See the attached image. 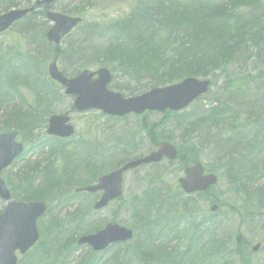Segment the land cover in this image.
Masks as SVG:
<instances>
[{
    "label": "rangeland",
    "instance_id": "374dc122",
    "mask_svg": "<svg viewBox=\"0 0 264 264\" xmlns=\"http://www.w3.org/2000/svg\"><path fill=\"white\" fill-rule=\"evenodd\" d=\"M257 1L260 2L262 9L255 13L257 19L254 24H251L252 9L250 12L247 7L232 12L229 17L228 26L239 29L241 33L244 32L239 38L234 39V42L241 41L238 45L240 44L239 49L243 50L242 55L237 57L235 52L225 53L223 60L217 65L209 66V63L207 65L209 67L203 69V75L189 76L199 80H208L210 90L207 95L199 98L186 110L170 115L149 113L138 117L127 116L116 119L98 112L76 113L72 109V99L65 97L61 89L47 82L46 66L52 59L53 53L44 39V32L50 25L42 17H34L17 23L1 35L0 95L5 93V96L4 104L0 106V130L5 127V122L13 114V110L21 106L25 109L24 105L33 104L34 91L40 88L51 98L47 99V103H44L39 114L67 115L75 128L73 137L66 142L58 141L59 146L51 140H46L48 138L45 135L46 123L36 126L38 128L32 131L30 143L27 139L17 136V142L24 146V153L18 161L1 174L12 196L13 194L19 196L22 191L19 188L14 190L16 185L13 186L12 183L16 179L13 175L18 171L28 172L29 167H32L35 162L39 163V168H45L49 162H54L52 166L60 169L63 159L57 153L58 147L70 152L74 147L77 149L80 146L84 149L85 155L89 149L96 150V158L99 162L93 163L98 164V167L102 164L104 169L107 163L100 159L103 154L101 150L107 151L106 155H109L111 161H114L115 153L119 157L123 152L124 154L116 161L122 159L121 162H127L148 155L155 150V145L158 146L160 142L165 141L164 138H167V142L176 149L184 147L194 152V154H189L190 157L184 156V162L185 159L193 157L192 161L202 164L208 173L212 171L210 168L217 169L215 174L218 173L220 178L209 195L218 198L221 202L239 205L244 194L240 189L235 192L232 187L230 188L231 184L227 180L225 165L229 156L236 158L242 155L247 142L253 137L255 127H250L245 120L249 118L251 121L255 120L256 114L264 110V103L257 106L256 102L264 99V52H261L260 45H257L264 36L253 40L251 34L255 32L243 28L246 25L256 26L258 32L264 34V0ZM33 2L34 0H15L14 3L15 8L22 9ZM139 2V0H56L52 7L53 11L67 15L75 11L77 15L80 14L83 21L59 46L60 58L57 60L59 69L65 75L72 76L85 70L94 71L102 67V64L110 62L111 67L108 66L109 64L103 65L111 73L112 81L109 89L125 98L138 96L155 87L173 85L188 78L182 77L172 81L163 73L166 69L154 76L140 73L135 77L116 57L120 51L126 49L118 47L120 51L112 50V42L122 40L115 26L121 29L123 21H129L135 17ZM2 9L0 6V14L5 13ZM89 26H94L98 31H91ZM137 34L133 33V35ZM234 42L225 46L224 51L233 49ZM109 50L114 57L106 54ZM240 57L246 60L236 63ZM158 80L161 85H154ZM9 81H11V86L7 84ZM217 102H227L229 108L233 110L219 126L211 122L210 114L207 113L210 107ZM46 108L49 112H46ZM250 112L252 116L248 117L247 113ZM185 116L187 117L184 119ZM151 125L153 131L148 136L146 129ZM123 142L128 143L125 151L121 148ZM68 148L71 150H67ZM81 154L84 155L79 151V157ZM260 156L263 157L264 154ZM86 159L85 156L83 161ZM67 160L74 165V154L67 155ZM181 165L179 161L174 163L163 161L158 166H144L127 173L124 177L122 199L110 204L101 212H93L91 209L95 196L83 195L81 198L84 199L80 201L82 212L79 213V194H73V190L79 185L75 183L69 190L63 189L66 198L74 197L62 207H58V201L54 198L44 201L48 210L37 222L40 240L45 238L54 241L56 238L55 241L59 245L57 249H60V245L69 241L68 238L71 236L74 243L71 246L73 252L69 255L68 264H82L81 260L88 251L79 248L74 250V248L77 239L86 235L84 229L88 230L90 227L111 223L132 230L133 226H140L141 220L148 221L150 217H155L158 210L167 213V216H164L165 219L169 218L174 213L176 204L185 200L189 214L194 210L192 213L195 217L205 216L211 207L208 201L209 195L199 194L201 195L199 197L183 195L176 183L177 179L182 176L183 166ZM55 174L59 176L60 172L57 170ZM19 175L21 176V173ZM71 175L69 174L66 180L69 181ZM76 175L79 179V173ZM262 182L264 180H257L252 185L256 187ZM37 184L38 181H35L34 186L36 187ZM233 194L238 195V198L233 197ZM87 206L90 208V213L87 211ZM79 214H85V218L79 219ZM174 215L175 213L172 217ZM189 216L187 215L184 220ZM217 220L221 221L223 238L229 246L232 245L231 242L237 232L239 233L238 239H242V236L250 241L256 236L254 241L249 242L247 248L260 244L262 249L256 257H251L250 260L252 264H264L263 219H251V222L246 219L240 221L233 219L232 221V219L218 218ZM122 251V246L117 247L108 252L103 257V261H109V264H119L122 259H130V256ZM97 260L98 258H92L90 262ZM20 263L21 259L18 261V264Z\"/></svg>",
    "mask_w": 264,
    "mask_h": 264
},
{
    "label": "trees",
    "instance_id": "16d2710c",
    "mask_svg": "<svg viewBox=\"0 0 264 264\" xmlns=\"http://www.w3.org/2000/svg\"><path fill=\"white\" fill-rule=\"evenodd\" d=\"M7 4L11 6L13 0H5ZM137 5V14L129 21H123L121 23L122 28L115 26L119 30L118 35L121 37V42H112L114 51H120L118 47L126 49L120 51L118 56L121 64H125L127 69L136 77L140 73L149 75H156L163 69H166L163 73L168 76L172 81L180 79L182 77L194 76L195 74L203 75L204 70L209 66L213 65L210 62L218 63L223 60L225 46L234 42V39L239 38L244 32H240L239 29L231 28L228 26L229 17L232 12L239 8L247 7L252 9L251 24H254L257 17L255 13L262 9L260 2L256 0H156L150 3L149 8L154 11V14H144L143 10L146 8L144 0H139ZM2 3H5L2 0ZM149 3V2H147ZM3 8H7L9 6ZM14 6V4L12 5ZM237 8V9H236ZM75 13V11H74ZM31 18L28 17L27 20ZM143 21H147L144 22ZM142 22V25H141ZM111 29V27H108ZM114 28V27H113ZM244 28V27H243ZM256 28V26H250L245 28ZM91 31L97 30L94 26H89ZM98 31V30H97ZM251 34V39L258 40L260 36L264 34L259 33L257 28ZM101 33V32H100ZM133 33H138L133 35ZM144 33V34H143ZM178 35V36H177ZM181 35V37H179ZM43 36V35H41ZM219 37L214 39L213 37ZM258 38V39H257ZM214 40L215 54L210 57L208 53L209 41ZM217 41V45H216ZM257 45H260L261 52H264V38H262ZM53 53V58L58 60L60 58L58 49H54L49 45ZM217 49V50H216ZM231 49V47H228ZM111 50L107 51L106 54L109 57H114ZM218 56V57H217ZM105 61V60H104ZM210 63V64H209ZM108 66H112L110 62L105 63ZM102 64L101 66L103 67ZM209 64V66H207ZM207 66V67H206ZM205 68V69H204ZM204 69V70H203ZM48 83L52 84L49 80ZM11 86V81L7 83ZM53 85V84H52ZM154 85H161L159 80ZM1 93V92H0ZM35 99L33 104L24 105L25 109L21 106L18 109L13 110V114L10 115L5 127L0 130V133L9 130L16 131L18 136L22 139H27L30 143L32 131L36 130L38 124H45L46 118L50 113L39 114V110L43 107L44 103H47V99L51 97L43 92L40 88L34 91ZM4 95H0V106L4 104ZM257 106L264 103L263 100H257ZM22 110V111H21ZM46 112L49 109L46 108ZM233 112L227 102L219 103L211 106L207 113L210 114V120L215 125L219 126L225 120L229 113ZM22 114L23 116H21ZM248 117L252 116V113H247ZM170 115V114H165ZM187 116L183 117L184 119ZM248 122L250 127L254 128V134L251 140L247 142L242 155H238L236 158L229 156L226 161V174L228 182L231 184L233 190L240 189L243 192V199L239 205L229 204L227 202H221L218 198H213L209 195L210 192L205 195H209V202L211 205H216L218 210L214 215H210V223L207 226H201L197 223H192L188 226V229L179 230L177 236L172 240H177L178 244L169 246L173 249V254L178 256L182 260H188L194 257L195 261L192 264H252L251 257L245 258L246 248L249 242L254 241L256 236L252 239L245 240L238 239L239 233L237 232L232 240V245L223 238V229L221 226V219H233L236 220H249L251 219H263L264 223V182L253 187V183L257 180H264V110L256 114V119L251 121L250 118L245 120ZM210 128V127H209ZM163 140L168 141L167 138ZM156 142V141H154ZM58 145V144H57ZM59 146V145H58ZM56 146V148L58 147ZM57 153L63 159V165L59 168L52 166L54 162H49L45 168H39V163L35 162L32 167H29L28 172H21L14 174L16 177L12 181L14 188L19 190L22 189L20 195L13 194L12 198L18 201H40L44 202L46 199H52L58 201V207L64 206L71 198H66L63 189L72 187L75 183L79 185V179L77 173H79V167H84L87 171L85 173V180L82 181L81 187L88 186L95 182L96 178L103 173L110 172L115 169L117 164L120 165L123 162L116 161L115 163H107L102 168V164L98 167L96 163L99 162L97 157V151L89 149L86 151L87 159L83 161V158L79 157V151L85 155L82 147H74L73 150L67 152L64 148L58 147ZM178 159L183 170L190 163V165L197 163L191 159H185L184 156H189L193 151L185 149L184 147H178ZM53 151V149H51ZM65 151V152H64ZM231 152V151H230ZM230 152L228 154H230ZM56 153V154H57ZM103 153L100 159L110 160L107 151L101 150ZM74 154L75 164L67 160V155ZM109 154V152H108ZM82 155V154H81ZM87 162V163H83ZM193 162V163H192ZM101 163V162H100ZM112 164V165H111ZM189 165V166H190ZM212 171L209 173L215 174L217 169L210 168ZM60 172L57 176L56 171ZM228 170V172H227ZM21 173V176L19 175ZM70 180H66L69 176ZM220 178L219 174H215ZM35 181H38L37 186H34ZM8 184L11 182L9 180ZM229 184V185H230ZM238 184V186H236ZM78 188V187H76ZM236 192V191H235ZM23 195V196H22ZM182 195V194H181ZM197 197L201 195H196ZM238 195L233 194V197L238 198ZM180 201L175 206V215L172 214L169 218L164 219V222L180 221L184 220L188 215L192 218L194 214L192 210L189 212L186 210L188 207L187 202ZM237 203V201H235ZM2 205L0 203V210ZM87 211L90 213V208L87 206ZM82 212V211H80ZM226 212V213H225ZM82 214H79L81 217ZM243 215V216H242ZM172 217V218H171ZM188 218V219H189ZM218 221V222H217ZM163 224V223H162ZM235 224V223H234ZM103 224L94 226L100 227ZM144 227L148 229L156 228V224H150L146 220H141V224L138 228H132L135 231H139L138 234L141 236L148 235L147 240H141L137 237L135 245H115L109 247L106 251L100 255L94 254L88 250L87 254L81 260L85 264H97L99 261L101 264H109V261H103V257L110 251L122 246L125 254L130 256V259H122L119 264H146L148 260L153 258L151 255L156 254L159 259H162L164 249L153 246L154 243L150 241V232L146 231ZM171 229L169 225L163 231ZM236 229V225H235ZM85 230L84 232L87 233ZM145 231V233H144ZM148 232V234H146ZM171 232V230L169 231ZM134 238V237H133ZM155 238V237H154ZM230 240V238H226ZM42 238L40 242L21 260L20 264H68L71 246H73V238H68L69 241L64 242L60 245V249H57L59 245L55 241ZM171 240V241H172ZM260 237L258 239V242ZM144 241V242H143ZM171 243V242H170ZM173 243V242H172ZM171 243V244H172ZM185 245V249L182 250L181 246ZM75 250V248H74ZM237 251L239 259H232L231 257L221 256L223 252ZM98 258L96 262H90L91 259ZM203 258H209L207 263H203ZM200 259V260H198ZM82 263V264H83Z\"/></svg>",
    "mask_w": 264,
    "mask_h": 264
},
{
    "label": "water",
    "instance_id": "95a60500",
    "mask_svg": "<svg viewBox=\"0 0 264 264\" xmlns=\"http://www.w3.org/2000/svg\"><path fill=\"white\" fill-rule=\"evenodd\" d=\"M51 0L36 2L37 6L49 5ZM33 9L10 11L0 16V34L14 22L22 19ZM45 18L52 27L45 33L48 43L58 45L60 40L74 29L80 22L78 18H69L55 13H46ZM48 77L64 88V95L74 97L72 108L81 113L90 109L100 110L104 115L122 118L126 115L140 116L144 113L160 115L178 113L191 103L205 96L210 83L208 80L186 78L181 82L153 88L139 96L124 99L120 94L108 90L111 75L107 69L101 68L95 72L83 71L74 78H65L53 61L47 67ZM95 77V78H94ZM66 116H52L47 120L46 135L57 139H68L74 129ZM16 133L0 135V173L23 152V146L15 142ZM177 152L167 142L158 145L155 152L148 156L132 160L116 169L114 172L99 177L94 186L82 189L85 193H101L99 200L93 205V210H101L110 202L118 199L122 193V177L124 174L141 166L157 165L164 160L174 162ZM217 183L213 174L204 175L200 164L186 168L183 177L177 180V185L185 195L206 193ZM77 193V192H76ZM0 199L7 202L0 214V264H16L15 252L24 255L37 241L36 221L46 211L43 203H22L9 201L10 197L0 179ZM217 210L214 205L210 212ZM132 238V232L117 225L108 224L93 236L81 238L78 246L88 245L95 253L103 252L110 245L127 242Z\"/></svg>",
    "mask_w": 264,
    "mask_h": 264
},
{
    "label": "bare ground",
    "instance_id": "6f19581e",
    "mask_svg": "<svg viewBox=\"0 0 264 264\" xmlns=\"http://www.w3.org/2000/svg\"><path fill=\"white\" fill-rule=\"evenodd\" d=\"M145 1H146L145 2V4H146L145 7L146 8H144V10H143L144 14H151V15L154 14V11L151 10L149 8V6H150V3H152V2H154L156 0H145ZM188 1L189 0H187V2ZM147 2H149V3H147ZM191 2H192V0H191ZM144 22H147V21H143V23ZM141 25H142V22H141ZM247 27H250V25L244 26V29L247 28ZM256 28L258 30V27H256ZM256 28H250V31L251 32H254L256 30ZM213 38L214 39H218L219 37L215 36ZM238 43H241V41H237L236 40L234 42L235 47L233 49H231L230 51L228 50L227 52L226 51H224V52H226V54H229L230 52H235L237 57L240 56V55H242V51L243 50L242 49H239V45L240 44L238 45ZM214 44H215V41L214 40H210L209 41L208 53L210 54V57L215 54V47L216 46H213ZM216 45H217V41H216ZM245 60L246 59H243L242 57H240V59L236 60V63H242ZM210 63H212L213 65H217L220 62L218 61V63H215V62H210ZM87 112H98V113L103 114L100 110H94V109H90V110L84 111V113H87ZM104 116H107V115H104ZM107 117H110V116H107ZM113 118L119 119L117 117H113ZM152 128H153L152 125L151 126H147L146 133H147L148 136L153 131ZM127 146H128V143L127 142H123L121 144L122 150L125 151V149H126ZM122 154H124V153L121 152V154L119 155V157H121ZM85 156L86 155H81L82 158H84ZM114 157H115L114 161H111V160H108V159L107 160L106 159L105 160H101V161L102 162H105V163H112L113 164L119 158V157H117V153H115ZM121 160H119V162ZM116 166H117V169L120 168V167H122V165H120V163L117 164ZM83 171H87V170L84 167H79V213L81 211L80 210V206H81V202L80 201L82 199H84V198H81V196H83V195L96 196V194H97V193H95V194H89V193H85L84 191H82V188L83 187H81V185H82L83 179L85 178V173ZM108 173H111V171L108 172ZM95 182H96V180H95ZM121 185H124V180H122ZM99 195H101V193H99ZM122 196H123V191L121 193V196L118 199L110 202L108 204V206L110 204L114 203V202H119L122 199ZM99 198H100V196H99ZM99 198H95L93 200L94 202H93V204L91 206V209H92L93 212H101L102 210H104V208L101 209V210H98V211L93 210V205L99 200ZM217 210H218V208H217ZM215 213H217V212L216 211L211 212V213L208 212V214H205V216H200V217H195L194 216L192 218H189V219H186V220H183V221L180 220V221H171V222H166L165 223L164 222V219H165L164 216H167V213H162V211L158 210L156 212V216L155 217H150L148 219V221H147L148 223L152 224V226H153V224H156L157 227L156 228H153V229H148V228L144 227V229H147L146 231H149L150 232L149 237H150V241H152V243H154L153 246H155L156 248L157 247H160V248L164 249L163 257H162V259H159L156 256V254H152L151 256L153 258H151L150 260H148L146 262V264H192L195 261V259H193L194 257H191L188 260L187 259L186 260H182L178 256H176L175 254H173V249H171L169 246H172L173 244H176L177 245L178 242H176L177 240H172V239H174L177 236V233L179 232V230L188 229V226H190L192 223H197V224L201 225L202 227L203 226L204 227L207 226L210 223V215H214ZM84 218H85V214H82L81 217H79V219H84ZM159 218H161V219H159ZM108 224H111V223H108ZM108 224H105L104 226H100V227H90V228H88L89 231H86L87 232L86 235L80 236L79 239L95 235L97 232L103 230L105 228V226L108 225ZM166 225H169L171 227V229H168V230L163 231V229L166 228ZM136 227H137V225L136 226H133L132 228H136ZM170 230H171V232H169ZM144 233H145V231H144ZM146 234H148V232H146ZM137 237H140L141 240H144L145 241V240H147L148 235L147 236H144L143 233H141V236H140L137 231L133 230V232H132V238L130 240H128L127 242H125V243L130 244V246L131 245H135V243H136V240L135 239ZM170 242L171 243L173 242V243L171 244ZM125 243L124 242H120L117 245H121V244H125ZM111 246H113V245H111ZM245 248H246V251L245 252L247 254V255H245V258L246 257L248 258V257H256L259 254V252L261 251L262 246H260V244H255V245H251L250 248H247V246H245ZM79 249H85L86 251L90 250L92 253L97 254V255H100L101 253H103L104 251L107 250V248H106L103 252L95 253V252H93L91 250L90 246H88V245L79 246ZM181 249L184 250L185 249V245H182L181 246ZM221 256H227V257H231L232 259H238V260H240L237 251L228 252L227 250H225ZM198 260H200V259H198ZM208 261H209V258H203V260H202L203 263H207ZM207 264H210V262L207 263Z\"/></svg>",
    "mask_w": 264,
    "mask_h": 264
}]
</instances>
